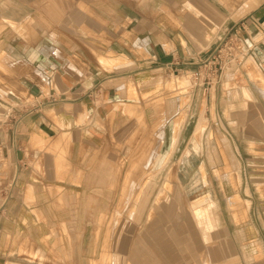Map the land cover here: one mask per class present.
I'll use <instances>...</instances> for the list:
<instances>
[{
	"label": "rangeland",
	"instance_id": "374dc122",
	"mask_svg": "<svg viewBox=\"0 0 264 264\" xmlns=\"http://www.w3.org/2000/svg\"><path fill=\"white\" fill-rule=\"evenodd\" d=\"M240 24L246 26V34L238 32L237 27L228 30L211 53L197 60L196 64L166 72L161 81L149 87L144 83L122 82L127 86V93L124 100L117 102L121 107L115 106L119 110L114 113L116 126L113 129L117 141L116 159L110 163L102 161L105 166L99 171H90L86 175L78 169L69 171L65 158L69 150L66 139L70 137V130L56 121L62 120L60 105L50 107L41 124L48 127L50 133H44L43 127L34 130V134L46 139L35 149L42 154L41 158H48L45 159L50 167L47 171L54 169L56 176L53 178L81 187L85 179L97 190L74 192L56 187L52 191L53 187H48L47 192L38 194L42 198L48 194L57 201L55 210L61 213L63 222L72 218L84 222L79 230L85 233V237L83 241L72 239L61 224L62 234L67 238L64 241L57 227L43 224L48 223L43 213L32 211L29 214V209L21 208L19 211L24 225H21L20 247L17 249L8 240L0 255V264H264V174L247 175L240 170L242 161L237 160L236 154L237 141L243 136L239 119L242 113L229 111L235 108L238 100L228 107L225 86L226 73L237 68L240 56L247 54L243 41L254 40L264 44V26L251 16L245 17ZM250 66L252 62L246 60L242 69L251 72ZM237 76L231 83L250 85L240 72ZM253 76L256 85L264 83L260 73L254 72ZM51 79L50 86L43 84L45 93L42 95L46 94L51 104H57L56 101L61 98L59 75L53 71ZM183 81L187 82L186 86H182ZM124 89L121 87L119 90L121 97ZM42 100L38 95V99H31L30 103ZM253 100L257 102V97ZM13 101L6 98L0 100L11 109H21L14 107ZM7 111L5 108L0 121L7 120ZM176 114L184 117L177 144L161 172L154 175L158 158L161 160L169 150V125ZM229 115L230 118L227 117ZM199 118L203 119L205 135L198 140L199 150L194 152L192 141L196 139L192 133ZM253 124L257 134L264 135L261 123ZM207 132L211 133L212 145L221 159L218 158V177L210 170L207 160L210 153V145L205 142ZM224 137L230 142L234 154L231 164L221 142ZM185 150H191V153L186 160H182ZM46 153L51 156H45ZM35 162L38 163L34 169L38 177L32 176V179H37L38 183L47 178L48 173L42 169L40 161ZM200 166H203L206 185L202 183ZM69 172L70 179L67 181ZM230 175H233L232 179ZM165 179H168V188L164 189L162 183ZM143 181L144 186H141ZM8 182L0 181V201L5 195L4 190L8 189ZM24 187L22 185L18 193L19 198L23 203H34L35 192H29L27 197L28 191H24ZM207 195L213 204L212 211H206V205L192 210L191 204ZM235 196L239 200L237 206L230 207L229 202ZM76 199L85 200L84 207L81 206L83 202L79 208L76 207ZM247 200L251 201V206ZM29 224L34 225L30 230ZM46 233L60 236L62 242L67 243L68 251H63V255L57 254L60 251H47L49 248L45 239L49 237L44 238ZM113 234L118 249L115 256L111 251L110 235ZM204 235L209 237L206 243ZM61 240L53 241L56 242L51 245L53 250Z\"/></svg>",
	"mask_w": 264,
	"mask_h": 264
},
{
	"label": "crops",
	"instance_id": "0c3cea01",
	"mask_svg": "<svg viewBox=\"0 0 264 264\" xmlns=\"http://www.w3.org/2000/svg\"><path fill=\"white\" fill-rule=\"evenodd\" d=\"M250 16L264 26V0H0V100L11 99L14 107H21L11 109L0 102V118L5 108L9 110L7 120L0 121V181H9L0 201V255L8 240L17 249L20 247L24 225L21 208L29 209V214L43 213L48 221L43 224L57 227L62 240L67 239L62 234L63 224L72 239L84 240L85 233L79 230L84 222L77 218L63 222L61 213L55 210L57 201L48 194L44 198L38 194L47 192L48 187H53L52 191L56 187L74 192L97 190L85 179L82 187L56 180L53 164V171H47L48 158H41L42 154L35 149L46 139L34 134V130L43 127L44 133H50L48 127L41 125L50 107L60 105L61 122L70 130L65 158L69 171L82 170L84 175L99 171L105 166L102 161L110 163L116 159L113 129L114 113L119 110L115 106L127 93L122 82L149 87L161 81L166 72L196 64L211 53L228 30L237 27L238 32L246 34V26L240 22ZM5 21L13 25L8 26ZM243 43L247 54L240 56L237 68L229 70L230 81L240 72L250 83L246 87L257 102L252 99V105L242 108L237 101L229 111L242 113L239 119L243 136L237 141L236 154L237 160L242 161L240 170L258 176L264 174L259 172L264 171V135L257 134L252 121L264 127V99L242 66L246 60L251 61L250 69L264 78V44L254 40ZM53 71L59 75L60 83L61 98L57 104H51L50 98L42 95L43 84L52 83ZM121 87L125 88L123 97ZM38 95L44 100L31 104L30 100H37ZM35 161H40L48 173L38 183L32 179L38 177ZM69 177L70 172L67 181ZM22 185L24 191L35 192L34 203L21 201L18 193ZM247 201L251 206V201ZM85 202L76 199L75 206L84 207ZM34 225L29 224L28 229ZM115 234L110 235L112 256L118 251ZM44 236L49 237L45 239L47 251H60L59 255L68 251L60 236ZM56 239L61 242L53 250L51 245Z\"/></svg>",
	"mask_w": 264,
	"mask_h": 264
},
{
	"label": "bare ground",
	"instance_id": "6f19581e",
	"mask_svg": "<svg viewBox=\"0 0 264 264\" xmlns=\"http://www.w3.org/2000/svg\"><path fill=\"white\" fill-rule=\"evenodd\" d=\"M4 22V21H3ZM5 23L8 24V26H12L13 24L9 21H5ZM228 76L226 77V81H225V86H226V90H227V101H228V107H230L229 104H233V101L234 100H238L241 104L240 107L242 108H247V105L249 103V105H252V95H251V92L249 90V88H247L246 86H238L234 83H231V78H232V74L230 72L226 73ZM248 74V77L250 79V81L254 82V72L251 71V72H247ZM230 76V77H229ZM233 80V79H232ZM252 82V83H253ZM182 86H186L187 85V82L183 81L182 83ZM257 89L260 90V92L263 94V97H264V87L260 84H257ZM253 92V90H252ZM254 107V106H253ZM255 110V109H254ZM249 115V113H248ZM252 115V114H251ZM231 115L227 116L230 118ZM234 116V115H233ZM232 116V117H233ZM238 117V116H237ZM240 117V116H239ZM249 117V116H248ZM247 117V118H248ZM246 118V119H247ZM231 120V119H230ZM58 123H61V120H56ZM183 121H184V117H182L181 115L179 114H176L170 121V130H171V139H170V146H169V150L168 152L161 158V160H158L159 161L156 165V167L154 168L155 172H154V175H157L158 173L161 172V170L163 169V167L166 165L167 161L169 160V158L171 157V154L173 153L174 149H175V146L177 144V141H178V137H179V133L181 131V127L183 126ZM254 122V121H252ZM229 123V122H228ZM256 124V123H255ZM234 126V124H233ZM253 126V125H252ZM255 126V125H254ZM257 127H259L257 125ZM261 129H263L262 127H260ZM260 129V131H261ZM234 130V129H233ZM243 130V129H242ZM259 131V130H258ZM169 132V131H168ZM264 133V132H263ZM44 134V133H43ZM262 134V133H261ZM45 135V134H44ZM205 135V131H204V125H203V119L199 118V120L197 121L195 127H194V130H193V133H192V136L195 137L196 140L192 141V148L194 150V152L198 151V143H199V139L203 138ZM213 139L211 138V133L207 132L206 134V138H205V142L206 144L209 146V155H207V160H208V164H209V167L211 168L210 170H212L214 172L215 175H217V177L220 175L218 174L217 170H218V163H220L219 161L221 160L219 157H217V154L218 153L215 148V146L212 145V141ZM222 142V145L223 147L225 148V153H226V156H227V159L229 160L230 164L234 161V154L233 152L231 151V147H230V142L228 143L227 139L224 137L222 138L221 140ZM215 145V144H214ZM216 149V150H215ZM191 153V150H185V152L183 153V158L182 160H186L187 157L189 156V154ZM220 160H219V159ZM236 164V163H235ZM234 164V165H235ZM229 165V164H228ZM227 165V166H228ZM237 168V167H236ZM229 169V168H228ZM239 169V168H238ZM199 171H200V174L202 176V183L204 185H206V181H205V177H204V173H203V166H200L199 167ZM233 174V173H232ZM222 175V174H221ZM167 177L168 174H166ZM232 176L233 175H230L231 179H232ZM230 179V178H229ZM235 180V178L233 179ZM144 182L141 184V186H144ZM235 182V181H234ZM232 182V183H234ZM163 188H168V179H165L162 183ZM235 185V184H234ZM236 186V185H235ZM162 190V189H161ZM247 190V188H246ZM29 190H28V195L27 197H29ZM139 195V194H138ZM233 197V196H232ZM238 197L235 196V198L233 200H231L229 202V205L230 207H233V206H237V203H238ZM201 205H206L208 206V208H206L205 210L208 211V209H211L212 211V207H213V204L211 202V199L209 198V196H204L203 198H200L196 203L194 204H191V207L192 210L193 209H196L198 207H201ZM132 210V209H131ZM191 210V208H190ZM241 234V233H240ZM242 235V234H241ZM209 239V237L207 236H203V240L206 241ZM250 258V257H249ZM260 263V262H259Z\"/></svg>",
	"mask_w": 264,
	"mask_h": 264
}]
</instances>
